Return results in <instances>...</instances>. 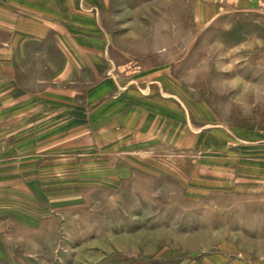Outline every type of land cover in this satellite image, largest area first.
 I'll return each mask as SVG.
<instances>
[{"label":"rangeland","instance_id":"1","mask_svg":"<svg viewBox=\"0 0 264 264\" xmlns=\"http://www.w3.org/2000/svg\"><path fill=\"white\" fill-rule=\"evenodd\" d=\"M97 5L96 98L19 47L38 104L0 109V264H264V0Z\"/></svg>","mask_w":264,"mask_h":264},{"label":"crops","instance_id":"2","mask_svg":"<svg viewBox=\"0 0 264 264\" xmlns=\"http://www.w3.org/2000/svg\"><path fill=\"white\" fill-rule=\"evenodd\" d=\"M97 12V0H0V96L9 91V99H0V109H9L11 121L21 116L26 118L27 113L38 104L33 101L31 93L25 90L23 94L19 92L22 89L15 79L18 60L31 54L21 52L19 47L23 44L27 47L47 42L56 46V58L60 62L53 76L57 85L50 88L64 94L57 96L59 101L75 96L68 84L81 75L83 68L94 79L93 94L88 99L97 97V92L101 91L97 87L101 84L112 86L113 81L107 77L100 84L96 81L100 71L111 69L105 55L106 36L99 30ZM123 89H128V86ZM130 90L126 93L134 92ZM43 93L40 94L41 101H38L41 107L48 106L49 102Z\"/></svg>","mask_w":264,"mask_h":264}]
</instances>
